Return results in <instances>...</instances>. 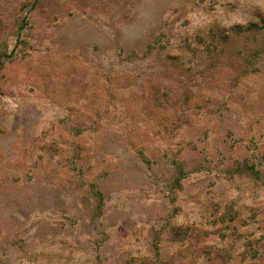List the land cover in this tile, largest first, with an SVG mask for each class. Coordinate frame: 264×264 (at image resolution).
Returning <instances> with one entry per match:
<instances>
[{"label": "rangeland", "instance_id": "374dc122", "mask_svg": "<svg viewBox=\"0 0 264 264\" xmlns=\"http://www.w3.org/2000/svg\"><path fill=\"white\" fill-rule=\"evenodd\" d=\"M0 264H264V0H0Z\"/></svg>", "mask_w": 264, "mask_h": 264}]
</instances>
